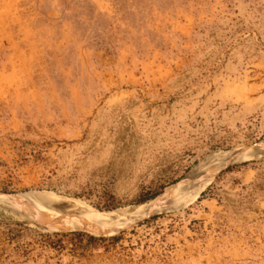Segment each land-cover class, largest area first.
Returning <instances> with one entry per match:
<instances>
[{"label": "rangeland", "instance_id": "374dc122", "mask_svg": "<svg viewBox=\"0 0 264 264\" xmlns=\"http://www.w3.org/2000/svg\"><path fill=\"white\" fill-rule=\"evenodd\" d=\"M0 264H264V0H0Z\"/></svg>", "mask_w": 264, "mask_h": 264}, {"label": "bare ground", "instance_id": "6f19581e", "mask_svg": "<svg viewBox=\"0 0 264 264\" xmlns=\"http://www.w3.org/2000/svg\"><path fill=\"white\" fill-rule=\"evenodd\" d=\"M215 156L218 158L216 162H214L212 166V170L210 173L214 172L215 170L229 164L231 162V158H226L225 155L216 153ZM207 177L202 178L196 187L194 188V195L198 194L201 188L207 181ZM156 210L151 203L144 204L142 206L132 208L128 211V214L125 216L118 217L116 214L113 213H105L101 214L102 220L95 226H85V231L92 234V235H106L111 233L114 229L126 225L127 223L145 217ZM35 220V219H34ZM33 225L46 230V231H64L68 230L69 227L65 225H58L53 223H41L35 221H29Z\"/></svg>", "mask_w": 264, "mask_h": 264}, {"label": "trees", "instance_id": "16d2710c", "mask_svg": "<svg viewBox=\"0 0 264 264\" xmlns=\"http://www.w3.org/2000/svg\"><path fill=\"white\" fill-rule=\"evenodd\" d=\"M154 216L153 218H155ZM85 236V234L81 232H67V233H41L37 238L29 242L28 245H37L41 250H53L57 255L62 253L65 248L64 239L67 241H77L81 242V239ZM119 236H111L109 238L106 237H94L92 235H87V241L89 243H93L96 241H106L110 240L112 242L117 241ZM29 250V249H28ZM30 251V250H29Z\"/></svg>", "mask_w": 264, "mask_h": 264}]
</instances>
